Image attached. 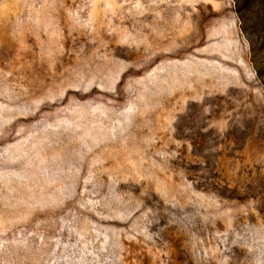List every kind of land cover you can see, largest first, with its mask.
Returning a JSON list of instances; mask_svg holds the SVG:
<instances>
[{
	"label": "rangeland",
	"instance_id": "obj_1",
	"mask_svg": "<svg viewBox=\"0 0 264 264\" xmlns=\"http://www.w3.org/2000/svg\"><path fill=\"white\" fill-rule=\"evenodd\" d=\"M240 2L0 0V264H264Z\"/></svg>",
	"mask_w": 264,
	"mask_h": 264
},
{
	"label": "trees",
	"instance_id": "obj_2",
	"mask_svg": "<svg viewBox=\"0 0 264 264\" xmlns=\"http://www.w3.org/2000/svg\"><path fill=\"white\" fill-rule=\"evenodd\" d=\"M236 2V6L237 8L242 5V2H240V0H234ZM239 14L241 13L240 9L238 10ZM249 41V44L251 45V50L253 51V55H254V46H253V43L252 41L248 40Z\"/></svg>",
	"mask_w": 264,
	"mask_h": 264
}]
</instances>
